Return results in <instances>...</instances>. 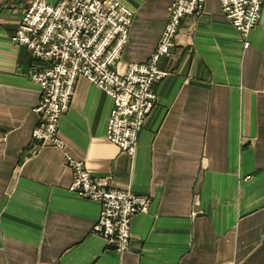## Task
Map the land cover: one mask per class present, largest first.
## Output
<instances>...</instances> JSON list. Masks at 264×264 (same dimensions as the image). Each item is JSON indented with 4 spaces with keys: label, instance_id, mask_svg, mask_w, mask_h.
<instances>
[{
    "label": "crops",
    "instance_id": "obj_1",
    "mask_svg": "<svg viewBox=\"0 0 264 264\" xmlns=\"http://www.w3.org/2000/svg\"><path fill=\"white\" fill-rule=\"evenodd\" d=\"M28 1L0 0V264H264V0L246 48L218 0L182 20L133 156L106 139L113 101L83 77L57 124L64 149L32 142L35 61L11 42ZM117 1L132 11L124 72L152 55L173 0ZM65 155L151 198L128 249L93 233L100 203L69 190Z\"/></svg>",
    "mask_w": 264,
    "mask_h": 264
},
{
    "label": "built area",
    "instance_id": "obj_2",
    "mask_svg": "<svg viewBox=\"0 0 264 264\" xmlns=\"http://www.w3.org/2000/svg\"><path fill=\"white\" fill-rule=\"evenodd\" d=\"M218 1L246 48L250 30L259 23L263 0ZM204 2L173 0L152 55L144 62H131L124 72L116 66L128 42L132 11L119 1L57 0L52 5L29 0L22 5L11 42L28 48L35 61L28 73L40 88V100L33 109L39 119L32 142L64 149L57 124L71 104L76 79L83 77L113 101L106 139L133 156L138 134L157 99L155 85L170 74L158 66L159 61L173 56L182 20L188 15L199 17ZM64 157L73 172L69 190L100 203L93 233L119 252L128 249L130 221L137 213H148L151 198L115 189L108 179L93 178L82 161Z\"/></svg>",
    "mask_w": 264,
    "mask_h": 264
}]
</instances>
